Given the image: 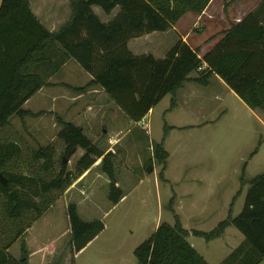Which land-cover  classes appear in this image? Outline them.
Returning a JSON list of instances; mask_svg holds the SVG:
<instances>
[{
    "label": "rangeland",
    "instance_id": "374dc122",
    "mask_svg": "<svg viewBox=\"0 0 264 264\" xmlns=\"http://www.w3.org/2000/svg\"><path fill=\"white\" fill-rule=\"evenodd\" d=\"M71 1L29 0V3L32 13L48 28L56 30L69 18ZM260 1L214 0L210 10L213 13L211 22L215 23L204 27L207 30L204 37L201 35L206 16L203 15L194 28L197 17L186 13L175 25L176 33L151 38L175 42L181 40L180 34H188L187 42L200 50L201 57L230 27V19L240 13L255 12L260 8ZM93 10L96 16L108 20L106 23L118 13L117 9L110 15H104L97 7ZM150 39L146 38L144 43ZM57 54L54 51L53 61ZM86 78L87 74L74 62L67 70L53 72L46 81L81 87ZM214 79V76L210 78L211 89L204 90V96L188 93L183 99L187 106H177L171 112H168L169 97L166 96L153 113L144 118L146 127L141 129L120 109L124 119L109 120V114L105 113L107 108L102 103L93 106L91 114L86 113L87 106H78L82 109L74 116L65 112L66 106L59 110L57 105L54 109V106H44L39 95L30 98L22 108L33 114L42 113L41 116L23 121L12 117L0 131L1 143L15 142L21 147V155L8 162L5 171L41 181L54 178L60 171L59 160L66 159L62 156L64 144L58 138L61 128L56 119L61 118L74 126L86 127L83 134L89 141L101 152L111 153L116 187L122 197L117 206L108 200L109 180L100 170V159L86 172L78 174L75 171V164L84 153L77 149L69 160L66 159L65 173L73 181L63 192L50 193L51 205L37 221L31 212H25L19 220L7 219L5 198L0 195V245H7L18 229L30 226L8 250L14 259L18 260L23 242L28 264L29 260L30 264H70L65 209L75 204L83 221L100 220L106 227L74 264H136L133 251L162 223L173 225L176 217L188 232L208 233L226 219L233 197L231 215L235 217L243 206L246 183L264 173V114L250 110L230 91L217 89L216 94L220 96L213 95L211 91L217 87ZM56 91L65 94L64 90L50 89L49 92ZM85 102L82 100V104ZM102 114L104 120L100 119ZM164 124L173 129L167 132L164 140L167 159L159 178L163 165L153 158V148L161 141ZM118 130L121 134H111L110 141L105 139L108 132ZM109 142L114 145L111 147ZM46 145L55 152L50 172L42 169L41 162L31 159L33 151ZM147 166L152 168L149 174L145 171ZM33 200L37 203L42 197ZM185 240L207 264H220L243 238L234 228H228L214 241L206 242L193 236ZM260 264H264V260Z\"/></svg>",
    "mask_w": 264,
    "mask_h": 264
},
{
    "label": "trees",
    "instance_id": "16d2710c",
    "mask_svg": "<svg viewBox=\"0 0 264 264\" xmlns=\"http://www.w3.org/2000/svg\"><path fill=\"white\" fill-rule=\"evenodd\" d=\"M210 1L73 0L69 5V20L56 32H50L32 13L29 0H1L0 131L12 117L23 121L41 116L42 113L33 114L22 107L41 88L52 86L46 80L69 60L91 80L83 87H65L78 94L90 87H99L135 124L166 96L169 97L168 112L174 110L176 93L185 82L207 88L212 76L218 77L250 110L264 114V0L260 1L258 10L223 32L218 42L201 57L198 48H191L181 40L161 60L151 55L135 56L128 50L130 40L164 33L186 13L200 15ZM93 7L104 15H110L115 9L118 13L108 23H102ZM54 51L58 56L53 61ZM191 73H196L197 77L189 79ZM56 120L61 128L58 138L64 144L62 156L69 160L77 149L84 152L75 164L78 174L91 169L100 159V170L109 180L108 200L117 206L122 192L116 187L111 153L97 149L81 128L61 118ZM171 129L173 127L163 125L161 141L153 148V158L163 165L159 178L167 159L164 140ZM20 155L21 147L17 143L0 142V175L6 180V186L0 183V195L5 198V215L9 220H19L25 212H31L37 221L51 205L50 193L63 192L73 179H69L66 164L61 166L60 160L59 173L48 181L6 172L7 163ZM54 156L53 148L48 145L31 153V159L41 162L45 172L51 171ZM246 185L242 209L235 217L231 215L233 197L226 219L208 233L188 232L176 217L173 225L162 223L133 251L136 264H207L185 238L193 236L206 242L214 241L228 228L238 231L243 240L220 264H260L264 260V173L253 177ZM238 194L240 191L235 196ZM40 197L41 201L34 202L33 199ZM65 218L69 229L70 264H74L106 226L100 220L83 221L75 204L66 207ZM29 227L18 229L7 245H0V264H28L23 242L18 260L8 250Z\"/></svg>",
    "mask_w": 264,
    "mask_h": 264
},
{
    "label": "crops",
    "instance_id": "0c3cea01",
    "mask_svg": "<svg viewBox=\"0 0 264 264\" xmlns=\"http://www.w3.org/2000/svg\"><path fill=\"white\" fill-rule=\"evenodd\" d=\"M213 1L214 0H211L210 1V3L208 4V6L206 7V9L200 15L194 14L197 17V19H196L197 22L194 24V28L196 27V25H198V22L200 21V19H201V17L203 15H205L206 18H207L206 22H204L203 29L207 28L208 25H210V24L212 25L213 23H215V22H211V21H213V13H212V10H210V7L212 6ZM93 9H94V7L92 8V10ZM93 12L96 14V12L94 10H93ZM249 13H251V12L248 11V12H244V14H241L240 13V14L235 15V17H233L232 19H230V22H231L230 23V26L238 23L240 20H242ZM69 17H70V15H69ZM36 18L50 32H56V30H58L63 25L62 24L56 30H54V29L51 30L50 28L47 27L48 25L47 24H44V22H42L37 16H36ZM98 18H99V20L102 23H106L108 21V20H104L103 18H101V16H98ZM68 20H69V18L64 23H66ZM229 28H227L226 30H228ZM173 31H174V33H176L175 32L176 31L175 30V26L172 27L170 30L164 32V33H152V34L145 35V36H142V37L137 38V39L130 40L128 42V45H127L128 50L133 55H135V56L151 55L154 59L161 60V59L164 58V56L166 55V53L171 49V47L178 40L175 41V42L174 41L164 42L160 38L157 41L155 39L152 40L151 37H156L157 35L158 36L159 35L160 36H166L169 33H172ZM206 31H207L206 29L203 30V34L201 35V37H204L205 36ZM187 37H188V34L187 35H181V34L179 35V38L181 40H183L187 45H189L191 48H193L187 42ZM199 37H200V35H199ZM146 38L147 39H150L151 38V39L148 40V42L144 43ZM218 38L220 39L221 36L218 37ZM218 38L216 39V41L219 40ZM214 45H215V42H214V44H211L209 47H213ZM209 50H210V48L207 49V51H209ZM73 63L74 62L72 60L66 61L60 67V69L61 70H67L69 68V66L72 65ZM79 72H80V70H79ZM80 73H82V72H80ZM196 77H197L196 73H191L188 76L189 79H194ZM214 78L215 79L213 81L216 82L217 87H216V89H214V90L211 91V93L213 95H218L219 94V96H220V93H217L216 94V90L217 89L220 90V91H222V89H224L225 92L230 91L227 88V86L218 77L215 76ZM90 80H91V77L87 74V78H86V81L84 82V85L83 86H85ZM47 83L50 84V85H52V86L43 87V88H41L35 94V95H39V99L41 100V102H42V104L44 106H54L53 107L54 109H55V107H58L59 106L58 107L59 110L62 108L61 106H66L65 112L67 113V111H68V112H70L69 114L75 116L78 113V111L82 109V108H78V106H87L86 107V113L87 114L88 113L91 114L90 112H92L93 106L94 107L95 106H101V103H102L103 106H105L107 108V110L105 111V113L109 114V118H108L109 120L112 119L114 121H118V120H123L124 119L123 115L119 113V108L116 107L113 104V102H111L109 100V98L107 97V95L99 87H96V86L90 87L89 89H87V91L85 93L78 94V93H75V92L67 89V87L64 86V85H67V86L73 87V86L69 85L68 83L51 84L49 81ZM209 83H210V80H209ZM83 86H81V87H83ZM75 88H79V87H75ZM50 89H52V91H55V90H64L65 91V94L60 93V92L57 93V91H56V93L55 92H49ZM207 89L208 90L211 89V83H210V85L207 88H200V87L196 86L194 83H192L191 81L185 82L183 84V87L181 89H179L177 91V93H176V104H177L176 106H187L186 102H184L185 100H183L184 99V95L186 97L188 93H191V92H193V93L195 92L196 93L197 92V93H201V95L204 96V94L206 93L204 90H207ZM181 93H183L182 98H181ZM82 100H86V102L82 104ZM162 101H163V99H162ZM99 109H100V107L98 108V111H99ZM153 110L154 109H152L146 116L151 115L153 113ZM110 114H113L116 117L115 116H111ZM93 116H94V114H92V117ZM112 117H114V118H112ZM93 119H95V118H93ZM93 119L91 120L92 124H93V121H95ZM100 119H103L104 120L105 119V116H103V114L100 115ZM133 124L136 126L135 123H133ZM103 125H104V127H106V123L105 122L103 123ZM76 126L77 127H81L82 130H83V132L85 131V128L86 127L84 128L82 125H79V124H77ZM93 126H94V124H93ZM110 132H108V135H106V137H105L106 140L108 138L109 139L112 138L111 134H115V133H120L121 134V131H119V130L118 131H115V132H112V133H110ZM109 143L112 144V142H109ZM113 145L114 144H112L111 147ZM29 264H30V260H29Z\"/></svg>",
    "mask_w": 264,
    "mask_h": 264
},
{
    "label": "water",
    "instance_id": "95a60500",
    "mask_svg": "<svg viewBox=\"0 0 264 264\" xmlns=\"http://www.w3.org/2000/svg\"><path fill=\"white\" fill-rule=\"evenodd\" d=\"M67 163V160L66 159H63L62 162H61V166H64L65 164ZM151 166H147L146 168V173L149 174L151 173ZM0 183L3 185V186H6V180L5 179H2L1 175H0Z\"/></svg>",
    "mask_w": 264,
    "mask_h": 264
},
{
    "label": "built area",
    "instance_id": "2783aa9c",
    "mask_svg": "<svg viewBox=\"0 0 264 264\" xmlns=\"http://www.w3.org/2000/svg\"><path fill=\"white\" fill-rule=\"evenodd\" d=\"M145 117H146V116H145ZM145 117H144V118H145ZM144 118L136 124L138 127H140V129H141L142 127H144V128L146 127V125H145V119H146V118H145V119H144Z\"/></svg>",
    "mask_w": 264,
    "mask_h": 264
}]
</instances>
